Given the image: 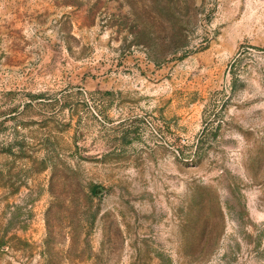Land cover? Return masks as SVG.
<instances>
[{"label":"rangeland","instance_id":"1","mask_svg":"<svg viewBox=\"0 0 264 264\" xmlns=\"http://www.w3.org/2000/svg\"><path fill=\"white\" fill-rule=\"evenodd\" d=\"M0 264H264V0H0Z\"/></svg>","mask_w":264,"mask_h":264}]
</instances>
